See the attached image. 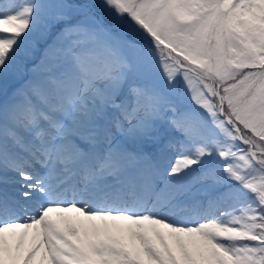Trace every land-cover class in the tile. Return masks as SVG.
<instances>
[{
  "label": "snow or ice",
  "instance_id": "1",
  "mask_svg": "<svg viewBox=\"0 0 264 264\" xmlns=\"http://www.w3.org/2000/svg\"><path fill=\"white\" fill-rule=\"evenodd\" d=\"M0 264H264V0H0Z\"/></svg>",
  "mask_w": 264,
  "mask_h": 264
}]
</instances>
